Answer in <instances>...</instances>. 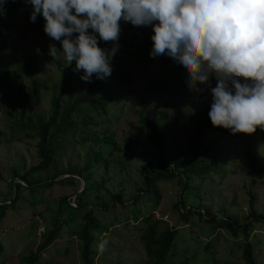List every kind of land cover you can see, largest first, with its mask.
I'll list each match as a JSON object with an SVG mask.
<instances>
[{
  "label": "rangeland",
  "instance_id": "obj_1",
  "mask_svg": "<svg viewBox=\"0 0 264 264\" xmlns=\"http://www.w3.org/2000/svg\"><path fill=\"white\" fill-rule=\"evenodd\" d=\"M29 16L27 11L19 12L14 22L24 26ZM125 32L119 36V49L111 60L112 72L102 80L104 84L103 96L112 101L107 114L94 118L92 125L96 133L108 131L115 134V141L122 151H114L112 167L103 170L98 181L104 180L98 194L103 195V203L110 204L108 195L124 193L123 198L129 202L142 188L141 171L146 167L157 164L163 159L174 168V158L188 149L190 121L196 118V111L202 104L211 107V89L216 87L209 79L207 84H199L196 88H186L170 97L156 96L145 91L146 76L150 74L169 75L175 72L177 63L172 59L163 65L164 58L157 56L156 62L144 68L135 54L134 41L152 42L154 34L152 26L138 27L122 20ZM0 34V53L4 66L1 69L8 77L22 79L26 86V100L16 111L10 110L7 102V91L0 85V200L8 198L10 188L22 180L15 175V170L26 172L38 164L36 157L37 140L27 137L16 127L18 121L27 122V116L33 113L48 115L50 100L57 86L61 84L62 76L54 62L48 57L49 45H55L63 51L59 41L52 38L44 40H19L14 31L4 29ZM140 35L133 39L134 35ZM150 35V36H149ZM98 39V46L102 48L104 41ZM39 49V52H37ZM111 49V48H110ZM23 56L37 57L33 70L17 72L16 60ZM50 56V55H49ZM58 59L69 62L61 55ZM51 63V67H47ZM9 66L7 72L5 66ZM144 68V69H143ZM126 75V77H124ZM141 116L160 122L164 128V142L160 153L150 147L149 143L140 136L142 131L139 124ZM221 138L219 142L220 154L215 161L219 165L217 172H211L196 192L184 190L178 184V179L158 183L162 195L155 216L166 220L171 227L179 231L172 249V261L176 264H240L242 252L239 251L233 238L224 231L215 229L209 232L207 226L197 217L191 222H184L175 209V204L183 203L184 212L189 209L200 210L204 215L218 214L222 209L227 210V219L238 221L244 225V217L250 215V199L255 197V210L259 223L250 219V237L254 242L258 264H264V141L256 134L232 135L230 130L215 128L212 139ZM131 150L125 148V144ZM94 145L92 141L86 144L71 140L58 151L55 170L40 177L41 182L52 183L51 188L44 191V199L40 195L39 209L30 210L29 204L17 206L7 212V217L0 224V262L6 264H20L21 260L36 252L43 242L45 235L55 227L53 217L56 216L59 202L64 197L69 198L72 205L76 196L84 189L81 185L61 184L63 179L75 178L65 174L69 166L84 167L87 162V151ZM255 159L256 167L261 175L250 170L247 153ZM55 172L62 173L61 177L52 181ZM37 181V178L33 179ZM80 180V179H79ZM99 200L92 196L85 200V204L94 207ZM19 203H25L20 200ZM126 203V204H131ZM99 204V203H98ZM98 208L101 207L99 204ZM111 208V207H110ZM120 211L97 210L96 216L102 225H116L108 232L96 231L98 255L95 264H141L146 260L145 252L139 242L144 225L138 228L122 226L125 219H114ZM134 211H132L133 213ZM130 225H133L131 223ZM122 226V228H121ZM73 227L62 226L59 240L55 241L48 251L43 253L41 264H79L78 240ZM213 244L207 249L208 244Z\"/></svg>",
  "mask_w": 264,
  "mask_h": 264
},
{
  "label": "trees",
  "instance_id": "obj_2",
  "mask_svg": "<svg viewBox=\"0 0 264 264\" xmlns=\"http://www.w3.org/2000/svg\"><path fill=\"white\" fill-rule=\"evenodd\" d=\"M29 13V16L24 26L14 22L19 12ZM32 6L26 3V0H7L0 9V34L3 35L4 29L14 31L19 40H44L50 38L44 32L45 20L42 15H37L36 21H30ZM130 25H132L129 22ZM121 32H125V27L120 21ZM91 33V29L88 30ZM76 35V34H74ZM119 35V36H120ZM150 36V35H149ZM140 35H134L133 39H137ZM153 42L134 41L133 47L136 48V56L142 58L140 62L144 68L153 65L156 58L150 56ZM113 47V42H104L102 48L108 49ZM49 51L46 50V53ZM163 65L170 63L172 60L167 55H161ZM61 73V84L57 86L58 93L54 90L50 100V109L48 115L33 113L27 116V122L18 121L16 127L19 131L25 133L27 137L37 140L36 157L38 164L29 168L26 172L15 170L16 177L20 178L24 184L15 183L10 188L8 198L0 200V224L7 217V212L17 206L29 204L27 207L30 210L39 209L38 200L41 195L44 199V191L51 188L52 183L46 181L41 182L40 177L43 174H49L55 170L56 156L63 145H66L71 140H76L79 143L86 144L92 141L94 145L87 151V162L84 167L69 166L68 172L65 174L79 176V179H63L61 184L81 185L83 180L85 187L82 192L76 196L75 206L72 205L69 198L64 197L59 202V207L56 216L53 217L55 227L52 231L45 235L43 242L38 246L36 252H32L29 256L23 258L20 264H41L42 255L59 240V231L62 226L73 227L76 239L78 240L79 264H95L98 255L96 243V231L108 232L116 225H102L96 216L97 210L116 211L120 212L114 219H125L120 225L128 224V228H138L137 225H144L140 234L139 242L142 245L146 260L141 264H176L172 261V249L177 240L179 231L176 227H171L169 223L155 216L156 209L161 202L162 195L158 187V183L163 181H172L178 179V184L186 190L196 192L200 183L206 179L211 173L217 172V161L215 158L220 154L219 142L220 137L212 139L211 136L215 133V128L210 121V107L202 104L196 111V118L191 120L190 132L188 136V149L185 153L178 154L174 158V168H170L163 159L157 160V164L152 167H146L141 171L142 188L129 200L125 201L123 192L119 194L109 193L108 198L110 204L103 203L105 198L99 195L98 192L104 183V180L98 181L103 170L112 167L111 156L114 151H122L115 141V134L108 131L96 133L93 131L92 125L95 124L96 116L107 114L108 106L112 102L109 97L103 96L102 92L104 84L101 79H97L95 75L90 82L81 79L83 72H76L75 62L68 65L62 62L61 59L52 60ZM17 72H28L33 70L34 64L37 62V57L23 56L22 59L15 61ZM4 66V61L1 59L0 53V85L7 91L8 107L12 111H16L18 107L26 100V86L22 79L14 78L7 75L1 69ZM6 71L10 67L5 66ZM143 68V69H144ZM126 77V75H124ZM214 83H217L214 76L210 77ZM244 83L243 79L240 80ZM189 87V76L182 65L177 63L175 72L169 75L150 74L146 76L145 91H150L156 96L168 95L176 96L179 91H183ZM141 126L140 136L147 141L155 151L161 152L164 142V126L157 121L141 116L139 120ZM218 129V128H217ZM256 136L264 141V130L257 128ZM125 148L131 150L128 141ZM249 159L250 170L261 175L255 164V159L250 152L247 153ZM62 173L55 172L52 181L60 178ZM37 178V181L33 179ZM96 197L99 200L100 208L89 207L84 202L90 197ZM24 200L25 203H19ZM131 204H126L130 203ZM98 204V205H99ZM111 207V208H110ZM183 203L175 204V209L179 217L184 222H191V219L197 217L208 228L209 232L215 229L221 230L229 234L239 251L242 252L240 264H258L254 242L250 237L251 223L250 219H254L259 223L255 210V197L250 199V215L244 217L246 222L244 225L238 221L227 219V210L222 209L215 215H204L200 210L189 209L184 212ZM132 211H134L132 213ZM133 223V225H130ZM121 226V228H122ZM213 244H208L207 249H211ZM0 249V254H1ZM217 264V261L211 262ZM0 264H6L0 262ZM231 264V263H227Z\"/></svg>",
  "mask_w": 264,
  "mask_h": 264
},
{
  "label": "clouds",
  "instance_id": "obj_3",
  "mask_svg": "<svg viewBox=\"0 0 264 264\" xmlns=\"http://www.w3.org/2000/svg\"><path fill=\"white\" fill-rule=\"evenodd\" d=\"M5 3L7 0H0V9ZM26 3L32 6L30 21L42 15L44 32L62 46L61 52L49 45L52 60L63 55L69 64L75 62L74 70L83 72L82 80L90 82L93 75L97 79L111 75L121 20L138 27L152 26L151 57L167 55L182 65L189 76V87L197 91V85L215 77L209 111L214 127L230 130L232 135L264 130V0ZM97 34L100 40L113 42V47H99Z\"/></svg>",
  "mask_w": 264,
  "mask_h": 264
},
{
  "label": "water",
  "instance_id": "obj_4",
  "mask_svg": "<svg viewBox=\"0 0 264 264\" xmlns=\"http://www.w3.org/2000/svg\"><path fill=\"white\" fill-rule=\"evenodd\" d=\"M79 177V176H78ZM83 181V180H82ZM83 191V190H82Z\"/></svg>",
  "mask_w": 264,
  "mask_h": 264
}]
</instances>
